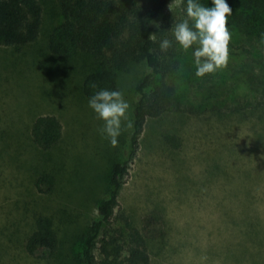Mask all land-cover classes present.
I'll use <instances>...</instances> for the list:
<instances>
[{
    "label": "rangeland",
    "instance_id": "374dc122",
    "mask_svg": "<svg viewBox=\"0 0 264 264\" xmlns=\"http://www.w3.org/2000/svg\"><path fill=\"white\" fill-rule=\"evenodd\" d=\"M39 1L44 9L37 40L19 50L0 46V264H76L82 235L96 218L129 136L122 126L113 148L98 134L101 121L80 90L91 60L49 53L60 11L53 0ZM180 54L174 84L181 107L204 103L210 78L224 85L227 97L249 92L231 83L230 59L225 68L196 78L192 52ZM142 69L131 66L120 81L129 121ZM202 109L200 115L175 110L145 122L118 192L117 222L124 216L140 228L149 213L163 217L161 235L149 246L150 264H264V110L241 115L217 101ZM42 115L62 125L50 152L31 138V125ZM44 175L53 180L48 193L36 187ZM40 219L50 221L56 248L30 256L25 243Z\"/></svg>",
    "mask_w": 264,
    "mask_h": 264
},
{
    "label": "trees",
    "instance_id": "16d2710c",
    "mask_svg": "<svg viewBox=\"0 0 264 264\" xmlns=\"http://www.w3.org/2000/svg\"><path fill=\"white\" fill-rule=\"evenodd\" d=\"M60 21L48 36V51L57 59L83 55L91 60L82 83L81 93L89 100L95 91L119 90L120 81L131 66H140L133 92L136 96L130 121L133 127L125 145V155L109 172L104 197L97 203L96 218L81 238L76 264H150V243L163 230L164 219L149 213L142 227L133 226L124 216L118 223V192L123 185L129 163L137 150V141L148 119H156L170 111L200 115L209 101L221 103L229 111L245 115V111L264 110V46L259 43L264 33V0H227L232 8L228 17L231 32L229 59L231 83L244 86L249 92L227 97L224 85L206 79L204 103L181 107L177 101L174 80L180 72L181 54L178 46L162 52L159 41L171 38L173 23L184 19L183 7L169 11L172 0H53ZM211 7V0H200ZM43 4L39 0H0V46L16 50L34 43L42 27ZM155 25H158L157 28ZM157 35L155 41L149 35ZM190 53L192 49L188 50ZM232 58V59H231ZM134 68V67H133ZM96 85V88L92 87ZM261 118V115H258ZM33 143L43 152L53 150L62 137V125L52 115L37 117L31 125ZM44 175L36 184L40 192L53 189V180ZM52 180V181H51ZM49 183L43 191L41 186ZM56 248V238L49 220L40 219L25 243L28 255Z\"/></svg>",
    "mask_w": 264,
    "mask_h": 264
},
{
    "label": "clouds",
    "instance_id": "9594fccd",
    "mask_svg": "<svg viewBox=\"0 0 264 264\" xmlns=\"http://www.w3.org/2000/svg\"><path fill=\"white\" fill-rule=\"evenodd\" d=\"M210 3L211 7H208L200 0H172L168 6L169 11L182 6L184 19L173 23L166 31L170 33L171 38L165 37L159 41L162 52H167L173 44L184 52L192 49L196 78L225 68L229 60L232 34L228 27V17L232 15V8L227 0H211ZM156 39L155 34L148 37L151 41ZM259 43L264 46V33H261ZM92 87L96 88V85L92 84ZM88 107L95 118L101 121V126L97 129L98 134L107 139L111 147H117L122 126L128 129L133 127L128 119L130 105L124 93L118 89H99L90 96Z\"/></svg>",
    "mask_w": 264,
    "mask_h": 264
}]
</instances>
